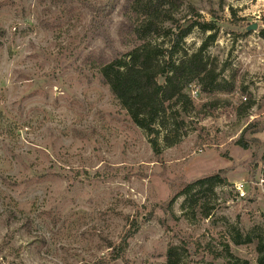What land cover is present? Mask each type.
Instances as JSON below:
<instances>
[{
    "label": "rangeland",
    "instance_id": "1",
    "mask_svg": "<svg viewBox=\"0 0 264 264\" xmlns=\"http://www.w3.org/2000/svg\"><path fill=\"white\" fill-rule=\"evenodd\" d=\"M179 1L165 47L176 25L213 23L183 47L215 34L206 58L233 89L191 85L196 109L156 152L99 71L139 42L129 0H0V264H167L169 248L264 264V0Z\"/></svg>",
    "mask_w": 264,
    "mask_h": 264
},
{
    "label": "trees",
    "instance_id": "2",
    "mask_svg": "<svg viewBox=\"0 0 264 264\" xmlns=\"http://www.w3.org/2000/svg\"><path fill=\"white\" fill-rule=\"evenodd\" d=\"M129 3V11L133 15L131 34L139 42L126 53L101 62L99 71L133 123L152 136L157 152V141L163 130L167 146L176 142L180 129L179 111L196 109L188 91L191 85L197 84L212 99H220L218 94L230 92L233 83L222 79L221 71L206 58V48L215 34L208 35L196 50L187 51L183 47L186 36L194 27L212 30L215 27L213 23L195 20L182 27L176 25L170 45L165 47L161 39L165 34L164 21L172 18L181 1L129 0ZM220 180L219 175H211L186 183L178 195L189 192L195 184H214ZM140 224V221L132 222V229L126 231L118 248L127 243ZM109 247L114 254L117 248L112 243ZM119 256L120 253L113 258ZM179 258L175 248L168 249L167 264H179ZM105 263L106 260H101L97 264Z\"/></svg>",
    "mask_w": 264,
    "mask_h": 264
},
{
    "label": "water",
    "instance_id": "3",
    "mask_svg": "<svg viewBox=\"0 0 264 264\" xmlns=\"http://www.w3.org/2000/svg\"><path fill=\"white\" fill-rule=\"evenodd\" d=\"M255 28H257V24H254L251 27H249V29H255Z\"/></svg>",
    "mask_w": 264,
    "mask_h": 264
}]
</instances>
